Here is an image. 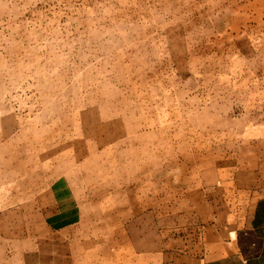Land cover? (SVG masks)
Instances as JSON below:
<instances>
[{
    "label": "rangeland",
    "instance_id": "374dc122",
    "mask_svg": "<svg viewBox=\"0 0 264 264\" xmlns=\"http://www.w3.org/2000/svg\"><path fill=\"white\" fill-rule=\"evenodd\" d=\"M264 189V0H0V218L41 199L78 264H244Z\"/></svg>",
    "mask_w": 264,
    "mask_h": 264
},
{
    "label": "crops",
    "instance_id": "0c3cea01",
    "mask_svg": "<svg viewBox=\"0 0 264 264\" xmlns=\"http://www.w3.org/2000/svg\"><path fill=\"white\" fill-rule=\"evenodd\" d=\"M13 222L0 218V264H78L69 227L61 225L41 199L9 212ZM250 240L243 247L244 264H264V189L248 219Z\"/></svg>",
    "mask_w": 264,
    "mask_h": 264
}]
</instances>
